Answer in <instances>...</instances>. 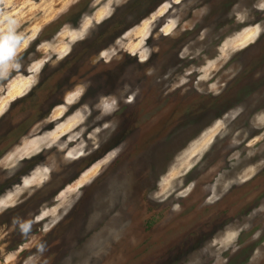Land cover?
Segmentation results:
<instances>
[{
    "label": "rangeland",
    "instance_id": "obj_1",
    "mask_svg": "<svg viewBox=\"0 0 264 264\" xmlns=\"http://www.w3.org/2000/svg\"><path fill=\"white\" fill-rule=\"evenodd\" d=\"M9 26L0 264H264V0H0Z\"/></svg>",
    "mask_w": 264,
    "mask_h": 264
},
{
    "label": "clouds",
    "instance_id": "obj_2",
    "mask_svg": "<svg viewBox=\"0 0 264 264\" xmlns=\"http://www.w3.org/2000/svg\"><path fill=\"white\" fill-rule=\"evenodd\" d=\"M23 37L18 35L14 26H9L3 33H0V74H5L9 69L19 68V64L16 62L18 50L22 48ZM84 88L77 90V95H81L84 92ZM105 110H110L109 105L104 106ZM27 231V227L24 228Z\"/></svg>",
    "mask_w": 264,
    "mask_h": 264
},
{
    "label": "flooded vegetation",
    "instance_id": "obj_3",
    "mask_svg": "<svg viewBox=\"0 0 264 264\" xmlns=\"http://www.w3.org/2000/svg\"><path fill=\"white\" fill-rule=\"evenodd\" d=\"M250 104H248V106H243V109H241V110H239L238 112H240L241 111V113H239L241 116H246L247 115V113L248 112H251V110L252 109H250ZM228 149L226 148L225 149V151H227ZM228 155V154H227ZM227 158V157H226ZM222 160V159H221ZM237 186H232L230 189H229V191H228V193H230V192H233V191H237V188H236ZM240 194H242V192L240 193Z\"/></svg>",
    "mask_w": 264,
    "mask_h": 264
}]
</instances>
